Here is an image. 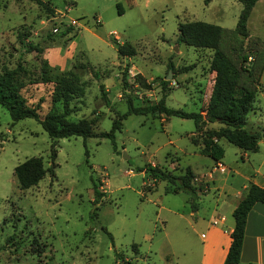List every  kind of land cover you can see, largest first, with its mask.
<instances>
[{
  "label": "rangeland",
  "instance_id": "374dc122",
  "mask_svg": "<svg viewBox=\"0 0 264 264\" xmlns=\"http://www.w3.org/2000/svg\"><path fill=\"white\" fill-rule=\"evenodd\" d=\"M43 1L52 11L34 0H0V71L22 66L21 92L28 103L39 102L40 116L60 110L59 103H50L52 84L41 82V74L74 72L84 94L72 100L77 109L67 118H91L95 131L108 130L115 113L126 110V100L154 103L161 78L167 80L165 105L185 111L203 107L213 76L208 68L212 50L176 41L177 22L198 19L219 25L218 46L232 62L248 54L244 65L251 67L255 53L264 51V0L251 7L244 36L234 30L239 0ZM67 25L72 29L60 34ZM23 30L27 35L19 39ZM27 41L41 51H26ZM122 41L134 46L133 55L117 54L115 46ZM253 72H259L254 112L247 113L243 127L260 132L256 151H246L260 156L264 62ZM193 129L188 117L128 113L114 132L115 149L105 137H59L53 174L45 171L36 184L19 188L13 166L31 155H40L43 166H49L51 139L38 121H12L0 105V264H198L200 232L214 213L212 182L198 193L192 208L188 193L172 192L165 180L152 183L137 169L149 163L175 173L185 166L202 172L203 157L189 139ZM219 142L222 163L235 166L236 161L241 167L242 149L224 139ZM199 177L193 179L198 185ZM92 180L102 192L95 201Z\"/></svg>",
  "mask_w": 264,
  "mask_h": 264
},
{
  "label": "trees",
  "instance_id": "16d2710c",
  "mask_svg": "<svg viewBox=\"0 0 264 264\" xmlns=\"http://www.w3.org/2000/svg\"><path fill=\"white\" fill-rule=\"evenodd\" d=\"M34 1L47 10L52 11V8L47 6L45 1ZM208 1L203 0L204 3ZM239 1L241 7L236 18L234 30L244 36L246 35V18L256 0ZM71 29L72 26L67 25L60 31V34H65ZM176 29V41L212 50L208 60V68L213 72L209 94L203 107L196 111H185L181 108L165 105L164 97L166 95L167 80L161 78V94L154 103L133 105L130 100H126V110L115 113V116L111 119L109 129L95 131L91 118L79 117L75 120L67 118L69 114L77 109L72 100L81 98L84 94L83 82L74 72H61L53 76L41 74V82H51L52 84L50 88V103H59L60 110L49 109L40 116L38 112L39 102L35 104L28 103L21 92V88L24 85L21 78L24 72H20L24 71L22 66L17 64L12 68H2L0 71V105L7 110L12 121L23 117L35 119L51 139L49 144L51 163L49 166H43L40 155L28 156L13 166L12 173L19 188H27L36 184L43 177L45 171L53 174V158L56 151L54 145L55 139L59 137L79 135L83 141L87 137H105L110 139L112 148L115 149L114 132L120 129L121 119L128 113H162L166 117L176 115L191 118L194 123V129L189 134L190 141L193 144H198L200 153L208 155L214 160L220 159L223 155V147L219 142L220 138L240 149L250 151L257 149L260 132L246 129L243 127V123L247 112L251 108L256 90L254 81L258 77L256 73L259 72L253 71L256 67L257 69L261 68L264 62V51L255 53V59L252 57L254 60L253 65L247 67L244 62L247 60L248 54L242 53L240 60L236 63L232 62L219 48L218 44L221 34L219 25L194 19L177 22ZM25 35H27L25 30L18 32L19 39H22ZM25 46L26 51H41V47L31 41H27ZM115 50L120 56H131L135 53L134 46L128 41L117 43ZM168 67L172 69L171 63L168 64ZM94 75L97 77L96 72H94ZM121 79L124 87L126 81L123 76ZM98 87L101 98L104 103L108 104L109 101L105 95L103 85L99 83ZM206 122H216L218 125L205 127ZM84 154L87 155L86 148H84ZM137 169L143 170L152 183L157 180H165L172 186V192L184 191L188 193L190 205L192 208L195 207L194 199L197 197L199 185L196 186L194 184V174L188 166H185L181 173H175L170 169L149 163ZM146 189L150 190L151 188L146 187ZM92 190L94 194L93 200L95 201L102 192L97 189L94 180H92ZM255 201L264 203V183L258 185L250 181L245 186L243 195L231 211L233 225L229 231L230 240L223 257L224 264H232L238 261L245 217ZM104 231L110 236L107 230L104 229ZM124 262L125 264H132L129 260H124Z\"/></svg>",
  "mask_w": 264,
  "mask_h": 264
},
{
  "label": "crops",
  "instance_id": "0c3cea01",
  "mask_svg": "<svg viewBox=\"0 0 264 264\" xmlns=\"http://www.w3.org/2000/svg\"><path fill=\"white\" fill-rule=\"evenodd\" d=\"M249 111L254 112L252 103ZM213 123L216 122H206L207 125H213ZM262 133H264L263 128ZM258 141L261 140L258 139ZM195 146L200 153L198 144ZM246 151L250 150L242 149L241 152V167L236 161L233 162L235 166H225L221 161L222 157L214 160L201 153L203 157L202 172L196 173L191 169L194 177L201 176L199 177L201 182H206L207 190L210 187V182L213 184L211 188L216 189L214 213L209 215V219L203 226V231L200 232L198 264H224L223 257L230 240L229 231L233 225L231 211L243 195L248 182L252 181L258 185L264 183V151L260 156L248 154ZM217 163L223 164L224 170H218L215 167ZM171 165L169 164L170 167ZM214 180H220V182ZM197 182H194L196 186ZM198 193L203 192L198 191ZM232 264H264V203L255 201L247 211L238 261Z\"/></svg>",
  "mask_w": 264,
  "mask_h": 264
},
{
  "label": "built area",
  "instance_id": "2783aa9c",
  "mask_svg": "<svg viewBox=\"0 0 264 264\" xmlns=\"http://www.w3.org/2000/svg\"><path fill=\"white\" fill-rule=\"evenodd\" d=\"M249 59H250V56H247ZM129 75H133L132 74V72H129ZM215 167L216 168H218V170H220V171H222V170H224V166H223V164H221V163H217V165H215ZM209 175V174H208ZM196 179V177H193V179ZM198 184L199 183H197V186H198ZM200 185H203V187L202 186H200ZM199 185V188H198V191H204L205 189H206V182H204V183H202V184H200Z\"/></svg>",
  "mask_w": 264,
  "mask_h": 264
},
{
  "label": "water",
  "instance_id": "95a60500",
  "mask_svg": "<svg viewBox=\"0 0 264 264\" xmlns=\"http://www.w3.org/2000/svg\"><path fill=\"white\" fill-rule=\"evenodd\" d=\"M169 75H170V71L167 70V74L165 75V77H169Z\"/></svg>",
  "mask_w": 264,
  "mask_h": 264
}]
</instances>
